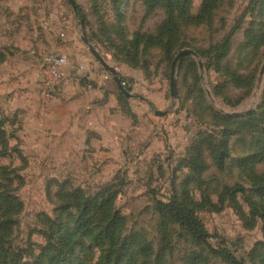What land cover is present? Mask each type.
Returning a JSON list of instances; mask_svg holds the SVG:
<instances>
[{
    "label": "rangeland",
    "instance_id": "obj_1",
    "mask_svg": "<svg viewBox=\"0 0 264 264\" xmlns=\"http://www.w3.org/2000/svg\"><path fill=\"white\" fill-rule=\"evenodd\" d=\"M18 1L24 13L42 15V30L54 31L56 52L94 67L100 76L110 74L107 82L125 103L118 104L114 95L109 109L92 110L91 103L99 98H93L89 91L96 87L84 77L83 100L89 107L70 109L81 117L68 128L48 121L24 125L25 112L6 110L0 98V193L16 199L19 211L6 239L15 263L39 260L47 244L48 219L60 218L73 227L76 212L60 211L65 193L80 189L94 196L112 187L121 218L116 245L110 251L108 242L101 246L79 237L76 254L83 264L114 263L122 242L133 234L139 244L132 264H230L214 252L222 250L243 264H264V199L250 178L264 172V161L240 165L258 150L264 135V0H216L199 23L186 22L176 12L161 42L150 38L158 36L170 14L163 7L148 9L140 0H73L75 8L69 0H0V10ZM202 1H191L192 17ZM18 25L13 24V36L0 32V41L26 42L30 31ZM84 37L120 84L95 59ZM184 51L189 53L178 58ZM39 90L37 80L32 93L47 110L59 94L45 104ZM202 138L207 144L226 142L227 158L219 169L205 144L206 168L195 181L188 159ZM236 185L243 191L235 200L225 198L219 211L204 204L207 198L219 206L223 190ZM174 196L202 222L210 235L207 244L162 218L157 204Z\"/></svg>",
    "mask_w": 264,
    "mask_h": 264
},
{
    "label": "trees",
    "instance_id": "obj_2",
    "mask_svg": "<svg viewBox=\"0 0 264 264\" xmlns=\"http://www.w3.org/2000/svg\"><path fill=\"white\" fill-rule=\"evenodd\" d=\"M148 9H154L157 7H163L168 10L170 14L169 20L163 26L162 30L156 38L152 37L151 40L162 41L165 35V27L173 26L174 13H178L180 17L189 23H199L205 20L213 11L216 0H203L200 11L196 17H192L190 14V5L192 0H140ZM228 48V40L219 48L221 53H225ZM224 55V54H223ZM220 57V55H219ZM6 55L4 52L0 53V65L4 63ZM119 104L125 103L119 100ZM121 105V104H120ZM128 114H131L128 111ZM4 132L0 130V137L3 139ZM3 143H5L3 141ZM207 139H200L192 155L188 159L189 167L195 176V181L200 180L201 173L206 168L205 161L203 160L202 150ZM208 150L211 152L212 159L219 169H222L227 158V143L224 141L214 145L213 142L207 144ZM264 161V135L260 138L259 148L253 154L240 160L242 167H249L256 165ZM251 182L257 190V195L264 199V172L262 174L251 175ZM5 180V178H4ZM243 188L241 185L234 187H226L221 195L219 206L212 204L209 199H204V204L213 211H219L223 200L230 197L231 200H235L238 193H241ZM117 193L113 191L112 187H105L94 196H86L80 189L72 192L65 193L62 198V207L60 211L62 213L68 210H74L77 214L75 222L72 228L64 226L60 218L57 220L48 219L49 233L47 236V244L43 249V252L39 260L33 264H83L79 260L76 254L77 239L79 237H88L96 245H104L108 242L110 245V251L113 250V246L116 245L115 234L116 230L121 222L120 215L114 208V200ZM16 199L10 196L0 193V262L2 264H16L14 255H11L6 248V239L11 235L14 225V216L19 213L16 209L18 204L15 203ZM264 208V207H263ZM157 209L162 218L171 219L175 221L181 228H183L193 240L200 244H207L210 235L206 231L202 222L197 218L194 211L185 203L179 201L177 197H173L169 202H159ZM254 211V216L257 214ZM264 221V215H261ZM95 219H98L96 223ZM138 235L133 234L126 238L119 247L118 256L117 253L113 258L116 261L112 264H132L135 256V249L137 248ZM165 235L163 233L162 241H164ZM113 245V246H112ZM264 249V243L261 244ZM222 259L230 264H243L237 260L231 253L222 250L214 251ZM111 253L108 254V258ZM29 264V263H25ZM98 264H110L106 262H99Z\"/></svg>",
    "mask_w": 264,
    "mask_h": 264
},
{
    "label": "crops",
    "instance_id": "obj_3",
    "mask_svg": "<svg viewBox=\"0 0 264 264\" xmlns=\"http://www.w3.org/2000/svg\"><path fill=\"white\" fill-rule=\"evenodd\" d=\"M22 2L25 3L24 0ZM19 3L21 2H12L6 5L7 10H0V32L3 35L13 36L16 33L14 29L12 30L13 24H19L20 28L30 31L31 35L26 42L18 45H5L0 41V49L4 48L3 52L7 54L4 63L0 67L2 71L0 74L2 85L0 86L3 92H7L0 95V98L3 99L1 103L5 109L10 111L19 108L22 112H25L24 115L27 118L24 125H43L45 121H48L51 125H68L69 128L70 125H77L73 124L74 119L77 123L81 117L75 118L70 109L75 106L79 107L78 110L83 111L89 107V103L83 100L84 95H86L83 92L87 91L85 83L89 80L96 87V90H90L89 92L93 93L94 99L99 98L91 103V109H109L110 104L113 103L112 101H115V90L110 83L104 80L103 74L100 76L98 71L94 67L90 68L88 64H86L87 71L84 76L76 68L73 69L71 86L59 93L58 99L47 110L40 108L39 101L35 99V95L32 93L35 82L39 81L38 76L42 69V66L39 68V65L43 64L47 53L57 50V45L53 36L54 31L52 32L51 29L46 30L44 26L42 30L44 24V20L41 19L42 15L39 17L38 14L33 16L30 13H24L21 9L22 4ZM50 20L49 17V25L51 24ZM69 57L74 66L82 64L79 61L76 63L74 57ZM16 78H19V81H14ZM7 99H10V101H7ZM116 100L118 102L117 97Z\"/></svg>",
    "mask_w": 264,
    "mask_h": 264
},
{
    "label": "built area",
    "instance_id": "obj_4",
    "mask_svg": "<svg viewBox=\"0 0 264 264\" xmlns=\"http://www.w3.org/2000/svg\"><path fill=\"white\" fill-rule=\"evenodd\" d=\"M64 37V34H62ZM81 73L87 71L85 64L74 66L70 57L62 52L48 53L43 60L42 69L39 78V91L45 104L54 99L56 94L64 91L71 86L75 69ZM104 80L111 79L110 74H103Z\"/></svg>",
    "mask_w": 264,
    "mask_h": 264
},
{
    "label": "water",
    "instance_id": "obj_5",
    "mask_svg": "<svg viewBox=\"0 0 264 264\" xmlns=\"http://www.w3.org/2000/svg\"><path fill=\"white\" fill-rule=\"evenodd\" d=\"M69 2L71 3V5L75 8L76 6H75V3H74V1L73 0H69ZM83 41H84V43H86L88 46H89V48H90V51H91V53H92V55L95 57V59H97L100 63H101V65L104 67V68H106L110 73H112L113 75H114V78L116 79V81L120 84V82H119V80H118V78H117V76L115 75V71H114V69H112L111 67H109L106 63H105V61L103 60V58L101 57V55L89 44V41H88V39L87 38H83ZM187 53H189V51H184V52H181L180 53V55L178 56V58H180L181 56H183L184 54H187ZM128 97H129V95L128 94H126Z\"/></svg>",
    "mask_w": 264,
    "mask_h": 264
}]
</instances>
